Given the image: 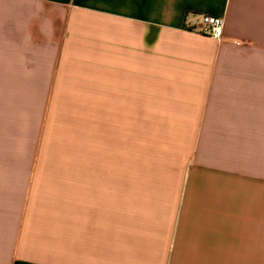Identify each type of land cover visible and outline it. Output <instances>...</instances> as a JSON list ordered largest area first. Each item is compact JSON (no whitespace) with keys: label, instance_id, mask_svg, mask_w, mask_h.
I'll return each mask as SVG.
<instances>
[{"label":"crops","instance_id":"obj_1","mask_svg":"<svg viewBox=\"0 0 264 264\" xmlns=\"http://www.w3.org/2000/svg\"><path fill=\"white\" fill-rule=\"evenodd\" d=\"M0 264H264V0H0Z\"/></svg>","mask_w":264,"mask_h":264},{"label":"rangeland","instance_id":"obj_2","mask_svg":"<svg viewBox=\"0 0 264 264\" xmlns=\"http://www.w3.org/2000/svg\"><path fill=\"white\" fill-rule=\"evenodd\" d=\"M25 93L18 92L17 105V146L20 149L29 145L32 138L31 120L34 116V108L26 104Z\"/></svg>","mask_w":264,"mask_h":264},{"label":"built area","instance_id":"obj_3","mask_svg":"<svg viewBox=\"0 0 264 264\" xmlns=\"http://www.w3.org/2000/svg\"><path fill=\"white\" fill-rule=\"evenodd\" d=\"M224 19L214 16H203L201 33L211 37L218 43L224 38Z\"/></svg>","mask_w":264,"mask_h":264}]
</instances>
